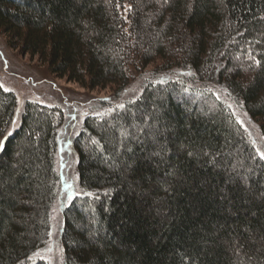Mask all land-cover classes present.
<instances>
[{"label": "trees", "instance_id": "16d2710c", "mask_svg": "<svg viewBox=\"0 0 264 264\" xmlns=\"http://www.w3.org/2000/svg\"><path fill=\"white\" fill-rule=\"evenodd\" d=\"M0 33L57 79L111 87L71 143L63 264H264V159L233 111L264 140V0H0ZM15 107L0 85V138ZM62 117L28 100L1 146L0 264H51Z\"/></svg>", "mask_w": 264, "mask_h": 264}, {"label": "rangeland", "instance_id": "374dc122", "mask_svg": "<svg viewBox=\"0 0 264 264\" xmlns=\"http://www.w3.org/2000/svg\"><path fill=\"white\" fill-rule=\"evenodd\" d=\"M127 6L125 7V11ZM6 38L0 33V85L16 96V107L13 120L5 136L0 138V151L7 135L19 126L23 106L26 101H36L48 106H59L64 117L57 133L56 170L60 179V189L57 200L52 206L50 239L44 254L51 264H63L60 234L63 227V205L78 192V177L76 167V152L72 142L82 122V117L93 104L94 97H108L111 87L102 90L89 91L75 83L53 77L37 57L23 55L7 46ZM159 61L146 67L144 76L149 78V72L155 69ZM133 73L125 97H133L139 92L143 78ZM237 117L253 141L259 154H264V140L260 136L259 125L238 107L233 108Z\"/></svg>", "mask_w": 264, "mask_h": 264}, {"label": "snow or ice", "instance_id": "6c2138e0", "mask_svg": "<svg viewBox=\"0 0 264 264\" xmlns=\"http://www.w3.org/2000/svg\"><path fill=\"white\" fill-rule=\"evenodd\" d=\"M165 3H167V0H164ZM123 107V105H121ZM261 159H264V154H261Z\"/></svg>", "mask_w": 264, "mask_h": 264}]
</instances>
